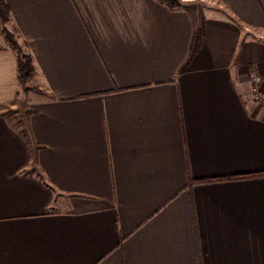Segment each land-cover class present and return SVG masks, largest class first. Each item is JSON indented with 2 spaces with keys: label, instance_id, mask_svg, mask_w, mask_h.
<instances>
[{
  "label": "crops",
  "instance_id": "1",
  "mask_svg": "<svg viewBox=\"0 0 264 264\" xmlns=\"http://www.w3.org/2000/svg\"><path fill=\"white\" fill-rule=\"evenodd\" d=\"M4 1L0 264H264V0Z\"/></svg>",
  "mask_w": 264,
  "mask_h": 264
},
{
  "label": "trees",
  "instance_id": "2",
  "mask_svg": "<svg viewBox=\"0 0 264 264\" xmlns=\"http://www.w3.org/2000/svg\"><path fill=\"white\" fill-rule=\"evenodd\" d=\"M160 3L166 5L169 8H176L180 6L179 0H157ZM10 10L4 0H0V22L6 24L9 20ZM3 35L8 41L9 45L17 53V69H18V81L20 85L26 84L34 75L35 69L32 58L29 54L23 53L18 44L14 41L13 37L5 30L1 29ZM199 32H196L193 36L191 52H196L198 48ZM193 183V180H190Z\"/></svg>",
  "mask_w": 264,
  "mask_h": 264
},
{
  "label": "built area",
  "instance_id": "3",
  "mask_svg": "<svg viewBox=\"0 0 264 264\" xmlns=\"http://www.w3.org/2000/svg\"><path fill=\"white\" fill-rule=\"evenodd\" d=\"M250 78L253 82L252 83L253 84V87H252L253 97L256 102H258L264 107V91H262L260 88L262 77L257 72H251Z\"/></svg>",
  "mask_w": 264,
  "mask_h": 264
},
{
  "label": "rangeland",
  "instance_id": "4",
  "mask_svg": "<svg viewBox=\"0 0 264 264\" xmlns=\"http://www.w3.org/2000/svg\"><path fill=\"white\" fill-rule=\"evenodd\" d=\"M1 26H2V29H5V30H6V31H7V32L13 37L14 41L18 44L20 50H21L23 53H26V52H25V49H24V45H23V43H22L20 40H18V37H17V35H16V32H15L14 30H12L11 28L7 27L6 24H2ZM25 85L27 86L26 88L29 89V88L31 87L30 80H29L26 84H23V85H22L23 88H24ZM28 92H29V91H28Z\"/></svg>",
  "mask_w": 264,
  "mask_h": 264
}]
</instances>
